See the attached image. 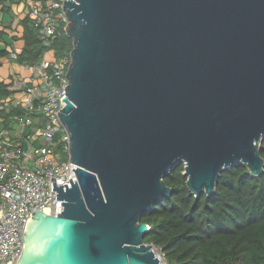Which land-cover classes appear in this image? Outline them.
I'll list each match as a JSON object with an SVG mask.
<instances>
[{"label": "water", "instance_id": "water-1", "mask_svg": "<svg viewBox=\"0 0 264 264\" xmlns=\"http://www.w3.org/2000/svg\"><path fill=\"white\" fill-rule=\"evenodd\" d=\"M73 47L60 118L77 180L36 210L16 264H165L140 220L186 185L263 171L264 0H65Z\"/></svg>", "mask_w": 264, "mask_h": 264}, {"label": "trees", "instance_id": "trees-1", "mask_svg": "<svg viewBox=\"0 0 264 264\" xmlns=\"http://www.w3.org/2000/svg\"><path fill=\"white\" fill-rule=\"evenodd\" d=\"M20 1L0 0V58L13 50L12 42L4 37L11 23L3 16L10 14L14 20L12 5ZM18 21L24 42L19 51L13 50L18 63L35 66L47 50H52L55 58L70 55L72 37L62 26L47 45L27 13ZM27 84L0 80V98L22 91ZM12 104L1 112L10 137L15 136L16 128L12 117L25 112ZM258 151L264 160V138ZM62 156L66 158L67 154ZM183 171L184 163H179L167 173L164 181L171 187L169 196L156 201L141 216L140 220L149 225L144 241L153 244L167 264H264V165L258 175L242 163L225 168L218 175L214 191L199 195L188 189Z\"/></svg>", "mask_w": 264, "mask_h": 264}, {"label": "built area", "instance_id": "built-area-1", "mask_svg": "<svg viewBox=\"0 0 264 264\" xmlns=\"http://www.w3.org/2000/svg\"><path fill=\"white\" fill-rule=\"evenodd\" d=\"M64 1L23 0L47 45L50 37L59 33L61 26L65 30L69 21ZM69 62L70 55L55 58L52 50L45 51L37 65H26L32 73L30 83L12 97L0 99V115L9 103L25 111L12 117L15 138L2 136L0 130V264L17 263L23 233L34 211H61L62 200H57L51 177L57 186L66 184L68 188L69 178L77 180V164L69 158V133L59 115L65 104ZM36 122L40 125L34 126ZM27 127H33L34 132L23 131ZM64 153L66 158H62Z\"/></svg>", "mask_w": 264, "mask_h": 264}, {"label": "crops", "instance_id": "crops-1", "mask_svg": "<svg viewBox=\"0 0 264 264\" xmlns=\"http://www.w3.org/2000/svg\"><path fill=\"white\" fill-rule=\"evenodd\" d=\"M12 10L13 14H15V18L13 20V17L10 14H5L3 16V19L8 21V23H11V27H6L5 28V39L8 42H12V49L14 51H19L21 47L23 46L24 42L23 39L21 38L22 35V26L19 24V21L17 22V19L19 20L20 18L24 17L25 14L28 11L27 6L24 5L23 1H20L18 3H13L12 5ZM13 20V21H12ZM13 36H16V39H12ZM2 46V44H0ZM9 50L11 48L8 47ZM13 50H11V54L9 56H2L0 58L1 60V65H0V80H4L5 82H11L13 81L14 85H22L24 86L26 83H30V78H31V70L27 68L25 64L18 63L13 55ZM12 95H15L12 94ZM12 95H8L7 97H12ZM5 97V98H7ZM2 99V98H0ZM14 104V103H13ZM4 117L0 115V130L2 136H8V131L6 130V126L4 123ZM30 128V127H29ZM31 130V128H30ZM29 130V131H30ZM23 131H27V128H24ZM15 135V134H14ZM11 138H15L11 137Z\"/></svg>", "mask_w": 264, "mask_h": 264}, {"label": "rangeland", "instance_id": "rangeland-1", "mask_svg": "<svg viewBox=\"0 0 264 264\" xmlns=\"http://www.w3.org/2000/svg\"><path fill=\"white\" fill-rule=\"evenodd\" d=\"M12 105H13V104H12ZM31 129H32V131L34 132L35 129H34L33 127H32ZM29 130H30V128L27 127V131H26V132H29ZM37 131H38V130H37ZM37 131H36V132H37ZM37 133H38V132H37ZM36 144L39 145V141H36ZM56 151H57V152H60V149H59L58 147H56ZM155 251H156L157 255L159 256L160 260H161L163 263L167 264V263H166V260L164 259V257H163L162 255L159 254V251H158L156 248H155Z\"/></svg>", "mask_w": 264, "mask_h": 264}]
</instances>
